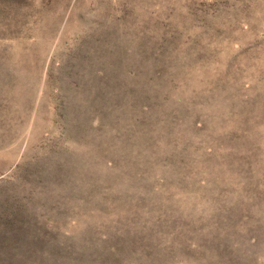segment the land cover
Returning <instances> with one entry per match:
<instances>
[{
    "label": "rangeland",
    "instance_id": "rangeland-1",
    "mask_svg": "<svg viewBox=\"0 0 264 264\" xmlns=\"http://www.w3.org/2000/svg\"><path fill=\"white\" fill-rule=\"evenodd\" d=\"M0 264H264V0H0Z\"/></svg>",
    "mask_w": 264,
    "mask_h": 264
},
{
    "label": "bare ground",
    "instance_id": "bare-ground-1",
    "mask_svg": "<svg viewBox=\"0 0 264 264\" xmlns=\"http://www.w3.org/2000/svg\"><path fill=\"white\" fill-rule=\"evenodd\" d=\"M28 63H29V62H28ZM22 69H23V68H22ZM22 69H21V70H22ZM24 69H25V68H24ZM25 72H26V71H25ZM20 73H21V72H20ZM18 75H19V74H18ZM30 89H31V88H30ZM27 91H28V90H27ZM27 95H28V94H27Z\"/></svg>",
    "mask_w": 264,
    "mask_h": 264
}]
</instances>
